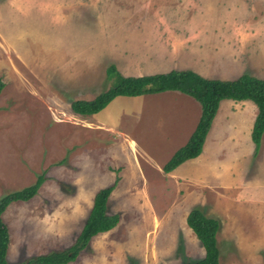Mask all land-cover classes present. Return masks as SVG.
<instances>
[{
  "label": "rangeland",
  "instance_id": "374dc122",
  "mask_svg": "<svg viewBox=\"0 0 264 264\" xmlns=\"http://www.w3.org/2000/svg\"><path fill=\"white\" fill-rule=\"evenodd\" d=\"M109 64L124 76L190 69L264 80V0H0V197L44 175L33 198L2 214L7 263L68 248L96 192L116 182L107 212L119 215L118 224L69 264L200 259L204 251L185 222L195 207L219 222L220 264H264V178L249 190L248 175L232 171L244 169L251 151L256 106L222 100L201 154L166 174L163 165L197 124L199 104L167 91L73 114L72 100L110 86ZM207 151L210 159L199 161ZM255 156L262 176L264 150Z\"/></svg>",
  "mask_w": 264,
  "mask_h": 264
},
{
  "label": "trees",
  "instance_id": "16d2710c",
  "mask_svg": "<svg viewBox=\"0 0 264 264\" xmlns=\"http://www.w3.org/2000/svg\"><path fill=\"white\" fill-rule=\"evenodd\" d=\"M105 76L110 86L98 93L91 100L76 99L70 103V110L79 116H91L105 109L117 97H139L155 95L167 91L182 93L200 106V116L187 141L179 147L162 167L164 173L174 171L187 160L197 158L201 152L212 121L222 100L250 101L257 108V114L251 130V140L255 153L259 149L264 133V80L247 74L234 79L206 78L190 70H170L143 76H124L114 64H109ZM3 82L0 80V91ZM44 182V175L21 190L10 192L0 197V264H8L6 259L9 245V231L2 220V214L13 202H27L33 198ZM116 182L99 189L92 207L73 243L62 251H52L35 255L22 264H69L87 248L91 239L112 230L119 222L118 214L107 212L108 200ZM187 227L199 241L204 255L202 258L185 264H220V250L217 243L219 222L216 218L206 216L199 208L191 209L186 217Z\"/></svg>",
  "mask_w": 264,
  "mask_h": 264
},
{
  "label": "crops",
  "instance_id": "0c3cea01",
  "mask_svg": "<svg viewBox=\"0 0 264 264\" xmlns=\"http://www.w3.org/2000/svg\"><path fill=\"white\" fill-rule=\"evenodd\" d=\"M216 117H218V113H217V116ZM215 119H217V118H215ZM220 128L221 127H219V129H218V132H219L218 133V137L219 138H220V130H221ZM212 130L213 129H211V132H212ZM209 136H210V132H209ZM211 142H212V145L216 146L215 143L217 142V134H214V139H212ZM251 143H252V148H250V150H251L250 153L249 152H245V156H244V160H243V162L245 164L244 165V169L240 168L242 170H240V169H233L232 170V171H235V170L239 171V174H241V172L244 171L248 175V180L250 179V181L247 182V184L249 185L248 186L249 187V190H250V187L257 188V186H261L259 184V182L264 178V175H262V174H260L262 176H259V173H258L257 167H256V163H253V161H254V159L256 157L255 155L257 154V152L255 153V146H254L252 140H251ZM214 146H209L210 147L209 149L211 150V153L214 152ZM259 149L261 150V152H263V150H264V133H263L262 138H261V142H260V145H259ZM207 153H208V151L205 153V157H203L204 156V153H203V155L201 156V159H199V161L210 159V157H207V155H206ZM252 156H254V157H252ZM202 157H203V159H202ZM261 169H263V167H261ZM248 171L250 173H247ZM251 182H255V183L252 184ZM8 231H9V228H8ZM9 238H10V231H9Z\"/></svg>",
  "mask_w": 264,
  "mask_h": 264
}]
</instances>
